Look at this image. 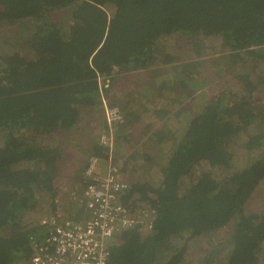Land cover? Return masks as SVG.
Here are the masks:
<instances>
[{
	"label": "trees",
	"instance_id": "trees-1",
	"mask_svg": "<svg viewBox=\"0 0 264 264\" xmlns=\"http://www.w3.org/2000/svg\"><path fill=\"white\" fill-rule=\"evenodd\" d=\"M58 11L67 12L65 30L53 22ZM16 25L28 26L27 53L0 54V264L29 262L32 242L48 230L26 217L38 196L48 198L51 208L58 196L61 150L27 142V133L42 137L74 128L81 111L96 112L114 75L169 62L159 43L172 35L190 38L198 56L211 50L196 39L203 35L217 40L232 62L264 67V0H0V28ZM3 44L15 49L8 40ZM261 80L236 75L243 96L230 99L233 87L223 89L184 120L181 138L158 163L159 184H134L124 198L126 205L133 202L129 208L152 202L150 229L115 235L108 264H184L188 241L210 237L228 223V238L210 246L198 263L213 264L222 253L225 264L263 262L264 207L247 214L245 206L264 181V150L236 170L228 149L249 126L264 122V108L246 102L264 93ZM197 81L185 75L175 84L182 97H192ZM261 137V131L250 136L244 149L260 150ZM104 150L94 146L90 156L105 159ZM203 163L209 169L188 180Z\"/></svg>",
	"mask_w": 264,
	"mask_h": 264
},
{
	"label": "rangeland",
	"instance_id": "rangeland-1",
	"mask_svg": "<svg viewBox=\"0 0 264 264\" xmlns=\"http://www.w3.org/2000/svg\"><path fill=\"white\" fill-rule=\"evenodd\" d=\"M53 22L62 25L63 30L68 25V15L66 11H58L52 15ZM28 26H13L0 28V54L5 51H19L26 54L23 45L27 33L23 30ZM30 31V30H29ZM17 38L15 40L14 38ZM22 39V40H21ZM197 40L209 44L211 50L207 55L198 56L190 38L183 35H172L160 40V48L163 52L169 54V62L158 64L147 70L130 72L127 74L114 75V81L111 89L103 96V103L108 108H116L123 116L122 125L113 128L111 139L112 149L101 142V135L108 133L104 122V109L102 99L96 112L81 111L78 123L74 128L66 132L54 131L52 135H35L27 133L25 138L27 142L41 144L44 147H56L61 150L59 169L60 177L56 181L58 196L53 201V209L50 207L48 198L38 196L35 211L28 214L26 219L29 223L40 222L50 216H57L61 219H71L79 222L87 216L84 202H82L81 174L88 162L91 150L94 146L101 145L107 151L102 155L108 158H98V170L104 173L108 159L119 166L120 174L126 179L130 187L134 184H146L149 187H156L160 181V169L162 164H158L161 157H164L165 151L169 145H172L177 138H181V127L185 119L201 110L205 101L218 94L223 89H230L229 94L243 96L239 87L235 84L236 75L251 74L256 79H262L264 83V67L261 65L243 62H232L230 54L221 53L217 46V40L206 36H198ZM8 40L13 43L15 49L5 50L3 41ZM23 46V48H22ZM194 49V50H193ZM4 50V52H1ZM200 52V48H199ZM205 55V56H204ZM231 57H234L232 55ZM236 57V56H235ZM242 59V58H241ZM185 75L197 76V85H193L194 95L192 97H182L181 86L175 84L180 77ZM99 80V88H101ZM190 85V83H189ZM172 101V104L169 103ZM246 102L251 103L252 107L261 106L264 108V93L255 94L252 99ZM167 109L165 116L156 115L153 118V124L146 126L144 119L148 113L155 111L156 107ZM126 114V116H125ZM160 116V117H159ZM134 125L131 128L127 127ZM261 131L263 144L260 150L247 151L243 145L250 136L259 135ZM228 149L233 154V167L240 170L254 162L264 150V122L256 121L249 126L240 137L231 140ZM148 157L152 162H149ZM121 167V168H120ZM123 169V171H121ZM204 163L196 169L195 177L200 171L208 170ZM187 180V182H188ZM189 183V182H188ZM152 206V202L144 203ZM264 207V181L251 197L245 206V213L251 214L261 212ZM232 222V221H231ZM232 230V223H228L222 229L217 230L210 237L197 240H190L186 244V256L184 264L192 262L199 264L198 261L203 258L204 253L210 246L224 242ZM146 230L143 229V232ZM180 246L182 243H175ZM264 259V250L262 251ZM226 253L213 264H225ZM30 264V262L22 263ZM261 264H264V260Z\"/></svg>",
	"mask_w": 264,
	"mask_h": 264
},
{
	"label": "built area",
	"instance_id": "built-area-1",
	"mask_svg": "<svg viewBox=\"0 0 264 264\" xmlns=\"http://www.w3.org/2000/svg\"><path fill=\"white\" fill-rule=\"evenodd\" d=\"M103 103V96L101 95ZM104 122L108 133L101 142L112 149L113 128L124 119L116 108L103 103ZM108 158V157H107ZM99 159H88L81 174L82 202L87 216L77 222L50 216L39 224L47 226L48 234L42 241L31 244L30 264H108L110 245L115 235L137 226L148 231L155 208L135 202L134 208L125 204L129 185L119 171V166L108 159L104 173L98 170Z\"/></svg>",
	"mask_w": 264,
	"mask_h": 264
},
{
	"label": "crops",
	"instance_id": "crops-1",
	"mask_svg": "<svg viewBox=\"0 0 264 264\" xmlns=\"http://www.w3.org/2000/svg\"><path fill=\"white\" fill-rule=\"evenodd\" d=\"M170 101V100H169ZM169 103H171L172 104V101H170ZM156 108H158V109H156L155 111H151L150 113H148L147 115H148V117H146V119H144V122L146 123V126H148L149 125V123H151V124H153V118H154V116H156V115H159V114H166V113H168L167 112V109L166 108H162V109H159V106L158 107H156ZM160 117V116H159ZM87 157H92V155L90 156H87Z\"/></svg>",
	"mask_w": 264,
	"mask_h": 264
}]
</instances>
